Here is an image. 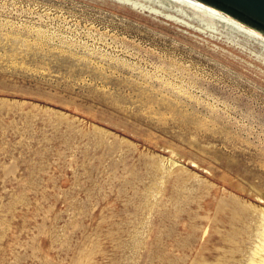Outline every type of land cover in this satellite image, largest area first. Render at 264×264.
<instances>
[{
    "label": "rangeland",
    "instance_id": "1",
    "mask_svg": "<svg viewBox=\"0 0 264 264\" xmlns=\"http://www.w3.org/2000/svg\"><path fill=\"white\" fill-rule=\"evenodd\" d=\"M167 13L0 0V264L257 259L264 58Z\"/></svg>",
    "mask_w": 264,
    "mask_h": 264
},
{
    "label": "bare ground",
    "instance_id": "2",
    "mask_svg": "<svg viewBox=\"0 0 264 264\" xmlns=\"http://www.w3.org/2000/svg\"><path fill=\"white\" fill-rule=\"evenodd\" d=\"M140 10L160 14L167 10L166 16L180 15L197 22L216 40L241 51L249 52L256 58H264V34L247 26L230 15L198 0H116ZM211 254V253H210ZM253 264H264V237L260 252Z\"/></svg>",
    "mask_w": 264,
    "mask_h": 264
},
{
    "label": "water",
    "instance_id": "3",
    "mask_svg": "<svg viewBox=\"0 0 264 264\" xmlns=\"http://www.w3.org/2000/svg\"><path fill=\"white\" fill-rule=\"evenodd\" d=\"M264 34V0H198Z\"/></svg>",
    "mask_w": 264,
    "mask_h": 264
}]
</instances>
